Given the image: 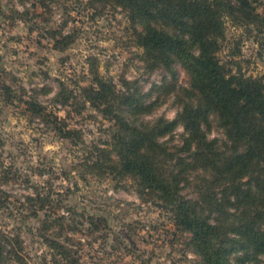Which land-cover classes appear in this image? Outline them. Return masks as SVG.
<instances>
[{"label": "clouds", "instance_id": "1", "mask_svg": "<svg viewBox=\"0 0 264 264\" xmlns=\"http://www.w3.org/2000/svg\"><path fill=\"white\" fill-rule=\"evenodd\" d=\"M257 12L264 15V4ZM128 16L123 0H0V68L4 70L0 84L12 93L7 100L0 95V168L12 166L11 178L0 180V189L12 193L9 202L0 207V264H68L63 249L76 252L81 264H202V253L191 245L185 247L191 234L176 232L169 221L171 213H157L151 207L152 201L173 207L200 182L196 174H185L190 183L182 180L177 186L171 179L175 161H166L163 153L147 146L139 149L135 159L150 162L163 187L144 186L135 170L123 172L122 157L112 150L110 139L116 131L114 121L105 122L99 116V109L111 101L96 108L82 94L98 76L115 86V94L139 97L143 110L125 113L124 118L166 153H172L189 136L184 104L175 90L163 87L172 75L162 81L160 70L146 71L145 50L135 41V34L143 32L144 26L130 23ZM221 19L230 25L227 16ZM241 31L230 28L229 35ZM173 72L177 79L182 78L179 67ZM235 74L233 68L231 75ZM249 75L264 77V65L249 68L245 78ZM92 88L99 91L97 84ZM29 89H45L36 96L42 108L39 113L26 110L24 101L33 95ZM254 115L259 119V113ZM102 140L109 143H100ZM94 146L109 153L110 158L99 161V166ZM25 178L28 184L23 183ZM74 183L79 189L67 198L56 196L64 192L59 186L71 189ZM116 184L120 187L113 191ZM49 187L55 190L52 203L59 199L63 205L53 214H49L48 204L41 208L35 203L37 196L42 200L48 195ZM26 196L33 197L31 206ZM124 201L132 203L126 208ZM73 206L76 212L84 210L85 216H103L107 227L89 234L90 225L85 221L78 225V233L66 228L61 232L52 221L56 215L68 217L64 207ZM229 211L237 212L235 208ZM153 225L157 230L153 231ZM256 231L264 233V223H257ZM125 232L140 251L131 250L132 245L123 238ZM173 232L175 240L169 244ZM228 238L244 243L235 233H228ZM244 256L241 248L232 253L228 264H236ZM245 264H264V250Z\"/></svg>", "mask_w": 264, "mask_h": 264}, {"label": "trees", "instance_id": "2", "mask_svg": "<svg viewBox=\"0 0 264 264\" xmlns=\"http://www.w3.org/2000/svg\"><path fill=\"white\" fill-rule=\"evenodd\" d=\"M123 2L129 10L130 23L144 26L143 32L135 34V41L137 47L145 50L149 61L147 71L163 70L172 75V80L163 87L175 90L184 104L183 119L189 136L172 153H166L153 144L150 136L132 129L124 118L125 113L143 110L139 97L115 94V86L98 76L82 89V94L96 108L102 102L111 101L99 112L114 121L112 150L122 157L123 172L135 170L144 186L163 187L150 162L135 159L139 149L147 146L163 153L166 161H175L172 165L175 174L171 179L177 186L182 180L186 181L185 174H196L200 182L194 187V198L184 195L173 207L163 204L161 208L172 214L181 232L191 234L188 246L202 253V264H228L232 253L241 248L245 249V256L238 257L236 264L254 260L256 252L264 250V233L256 231L257 223H264V167H261L264 161V81L251 76L245 78L239 71L231 75L232 71L221 63L218 52L225 38V22L221 17L227 16L235 26L264 28V15L257 12L260 0ZM175 65H180L187 74V86L177 85ZM92 84H97L99 91H95ZM61 99L66 102L67 98L62 96ZM24 103L34 114L42 110L35 100ZM255 113H259V119ZM213 130L222 137L211 138ZM94 151L99 158L98 166L99 161L110 158L104 149L95 147ZM2 179L6 180L5 175ZM26 202L32 204L33 197L26 196ZM35 203L43 208L50 201L37 196ZM232 208L237 212H230ZM94 219L89 218L93 225ZM52 224L61 232L65 228L72 230L64 216L55 217ZM228 233H235L244 243L230 240ZM62 254L69 260L71 250L63 249Z\"/></svg>", "mask_w": 264, "mask_h": 264}, {"label": "rangeland", "instance_id": "3", "mask_svg": "<svg viewBox=\"0 0 264 264\" xmlns=\"http://www.w3.org/2000/svg\"><path fill=\"white\" fill-rule=\"evenodd\" d=\"M262 4H264V0H260V2L257 4V7L261 8ZM32 7H35V4H33ZM228 21L230 22V25L225 24V38L221 42L220 50L218 52L219 53L218 57H219L221 63L225 64L231 71L233 70V68H235L236 72L239 71L243 75H245V72H247L249 68H258L261 65H264V28H262L261 30L256 29V27L244 28V27H240V26H235L232 21H230V20H228ZM230 28L231 29H242V31L239 34L233 33L232 35H229ZM53 47L55 48V45H53ZM37 63H39V61H37ZM242 66L244 68L243 72L241 71ZM177 67H179L181 69V73H182L181 79H177L176 74H175V79L177 81V85L178 86H187V83H188L187 74L185 73L184 69L180 65H175V68H177ZM146 71H147V69H146ZM154 71H156V70H154ZM160 71H161L160 79L162 81H164V79L165 80L167 79V75H171V74H168V72H165L163 70H160ZM3 72H4V70L2 68H0V73H3ZM249 76H251V75H249ZM251 77H253V76H251ZM253 78H261L264 81V77H261L259 75L255 76ZM29 91H31L33 93L31 99L36 101V96L38 94H43L45 92V89H40L39 92H37V90H35V89H29ZM0 95H2L7 100L11 97L12 93H11V90L9 89V87H7L3 84H0ZM26 110L29 111L27 108H26ZM99 116L105 122L109 121L100 112H99ZM90 118L95 119V117H90ZM213 132H215L216 135H213ZM112 133H111V135H112ZM209 136L211 138L222 137L221 133L216 132L214 130L210 133ZM110 139H111V137H110ZM33 140L35 141V138H33ZM100 143L108 144L109 141L108 140H102V141H100ZM94 148H95V146H94ZM0 165H2V161H0ZM11 167L12 166L9 165V168L6 170L0 168V172H2V175H5L6 180L4 182H7V180L11 178L9 176V172L11 170ZM41 174H42V172H37L38 176ZM2 175H0V180H3ZM61 175L66 177V173H64V172H62ZM54 179H59V177H54ZM23 183L28 184L29 180L27 178H25ZM59 187H64V192L63 193L57 192L56 196L57 197L63 196L64 198H67V196L69 194H71V192L73 190L79 189L78 184H75V183L72 185L71 189L67 188L66 186H59ZM119 187H120L119 184L113 185L112 190L116 191ZM33 190L35 191V188ZM25 191H26V189H25ZM54 191L55 190L53 188L49 187L48 195H46L44 197V198H48L50 201L49 214H53V213L57 212L60 207H63V205L59 199H57L55 204L52 203L51 195ZM11 195H12V193L5 192L3 189H0V207L5 206L9 202ZM184 195L188 198H194L195 197V194L193 191L185 193ZM109 199H111V197H109ZM25 200H26V197H25ZM131 203H132L131 201H124V205L126 208L129 207L131 205ZM29 205L31 206V203H29ZM151 207L154 208L157 213L169 212L167 209L161 208V204H159L157 201H152ZM137 210L143 211V209L139 208V206H137ZM64 211L69 213L68 217L64 216L65 221L66 220L68 221L66 224L70 225L71 229H72V230H69L68 228H66L67 231H69V232H77L78 233L79 232L78 225H80L82 222H85V221L90 225L89 234H91L92 232H101L103 228L107 227L105 218L103 216H100L98 213H94L91 216H85L84 210H82L81 212H76L74 206L73 207H64ZM57 216H63V215H56L55 217H57ZM90 217L95 218L94 219L95 225H93L89 222ZM98 219H100V221ZM169 221L172 224V228L175 229L176 232H181L178 229V227L176 226V224L173 220L172 214L169 217ZM134 223L138 224L139 221H136ZM131 230H132V228L130 227L129 231H131ZM155 230H157V227L155 225H153V231H155ZM166 231H167V229H166ZM182 233H186V232H182ZM122 235H123V238L128 240L129 244L132 245V248H131L132 251H134V252L140 251V248L136 244V241L132 240L131 236L127 232L122 233ZM171 235H172V240L168 241L169 244L174 242L175 232H173ZM69 239H71V238L69 237ZM158 239H159V237H158ZM185 247H188V244H186ZM153 255H154V253H153ZM89 259H91V257H89ZM67 262H68V264H81V258L79 257V255L76 252L71 251V257L69 260H67Z\"/></svg>", "mask_w": 264, "mask_h": 264}]
</instances>
